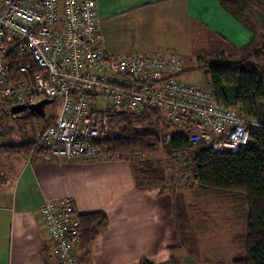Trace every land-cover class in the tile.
Masks as SVG:
<instances>
[{
	"label": "built area",
	"instance_id": "1",
	"mask_svg": "<svg viewBox=\"0 0 264 264\" xmlns=\"http://www.w3.org/2000/svg\"><path fill=\"white\" fill-rule=\"evenodd\" d=\"M102 41L93 0H0V102L11 110L41 100L56 104L53 123L36 134L45 152L41 158L108 157L104 144L124 125L117 115L148 116L142 125L183 130L192 145L203 144L216 155L250 144L249 126L255 124L217 106L209 91L180 83L179 60L116 58ZM14 55L23 64L15 65ZM172 138L164 133L166 143ZM39 214L58 263L78 264L80 211L73 200H47Z\"/></svg>",
	"mask_w": 264,
	"mask_h": 264
},
{
	"label": "crops",
	"instance_id": "2",
	"mask_svg": "<svg viewBox=\"0 0 264 264\" xmlns=\"http://www.w3.org/2000/svg\"><path fill=\"white\" fill-rule=\"evenodd\" d=\"M93 1L103 37L102 45L116 58L119 57L114 53H120L125 58L154 56L152 49L148 48L149 32L152 34V25L166 24L167 21L182 23L187 33L193 28H201L210 40L216 39L226 46L221 54H247L253 43L254 32L248 20L251 12L245 1ZM130 29L136 31L138 42L126 46L125 38ZM0 162V169L3 166L0 170L3 181L0 189V264H59L39 209L47 200L65 197L73 200L80 213L102 211L108 220L107 226L98 232L89 247L88 255L84 254L79 244L75 246L78 264H140L142 259L150 261L146 255L142 256L139 245L135 244V241L141 240L139 237L135 239L141 229V237L149 241L152 238V206L149 200L147 204L144 198L135 200L145 204L143 208L138 207L139 210L144 211L147 206L148 211L147 219L134 220L136 224L133 230V221L126 217V207H130L131 201L122 202L124 196L119 197L114 192L111 195L83 194L71 188V176L63 172L69 168L66 162L70 161L39 156L30 160L17 158ZM144 177L148 181L143 179L146 184L142 182L139 186L152 185V177L146 172ZM146 249L150 251L152 246L148 245ZM134 250L137 252L134 253Z\"/></svg>",
	"mask_w": 264,
	"mask_h": 264
},
{
	"label": "rangeland",
	"instance_id": "3",
	"mask_svg": "<svg viewBox=\"0 0 264 264\" xmlns=\"http://www.w3.org/2000/svg\"><path fill=\"white\" fill-rule=\"evenodd\" d=\"M243 1L251 12L248 18L254 32L253 43L249 48L251 51L264 43V0ZM199 29L193 28L187 33L182 23L174 21L152 25V34L149 32L148 35V48L152 49L156 57L180 61L182 68L178 77L180 83L208 91L209 76L203 68L207 63L219 60L220 52L225 50L226 46L219 44L216 39L210 40L208 35ZM135 42H138L137 33L130 29L125 44L132 46ZM114 55L124 56L120 53ZM233 60L227 59V62ZM55 108V103L46 105L45 118L49 117ZM4 110L9 113L11 105L6 104ZM0 121L4 127L10 126L15 129V139L19 141L22 134L28 138L35 136V133H32L33 125L14 124L12 117L6 113H0ZM40 124L41 122L36 123L37 128L41 127ZM19 130L22 134L18 133ZM169 131L180 132L174 127H170ZM161 153L162 151L158 150L152 158L155 161L151 163L159 165L165 179H172V183L152 181V185L139 186L144 183L143 179L148 181V178L144 177L145 172L139 174L145 166L142 164L141 156L133 158L108 156L84 159V162L70 161L66 162L69 163L67 165L69 168L63 172L71 176L69 186L83 194L111 195L110 193L114 192L119 197L124 196L122 202L131 201L130 207H126V217L133 221V230L136 224L134 220L147 219L148 211L147 206L144 211L139 210L138 207L143 208L145 204L137 203L135 200L144 198L146 204L148 200L150 201L152 238L149 241L141 237V229L135 235L136 240L137 237L141 240L135 241V244L139 245V252L143 254L142 256L146 255L151 264H230L235 257L243 254L240 236L245 232L246 220L242 216L241 207L216 196H204L195 188L197 186H194L195 190L178 189V183L184 180L186 182L187 177L189 183L191 182L187 154L171 159L167 154ZM12 160L0 158V161ZM123 224L127 223L124 221ZM148 245L152 246L150 251L146 249ZM136 252L134 250V253Z\"/></svg>",
	"mask_w": 264,
	"mask_h": 264
},
{
	"label": "trees",
	"instance_id": "4",
	"mask_svg": "<svg viewBox=\"0 0 264 264\" xmlns=\"http://www.w3.org/2000/svg\"><path fill=\"white\" fill-rule=\"evenodd\" d=\"M243 1V0H242ZM251 48V46H250ZM221 54L219 60L207 63L203 70L209 76V92L214 103L223 109L235 110L249 126L250 144L243 146L237 153L224 152L216 155L203 144L192 145L186 138L185 131L170 132L168 126L158 128L156 122H147L148 116L132 118L117 115L115 118L124 122L119 136L105 142L109 156L122 157L137 154L143 157L145 166L142 172L152 177L153 182L172 183L166 180L159 165L151 161L158 150L161 154L182 157L187 154L190 170V183L178 186L181 190H193L197 186L202 195H212L241 207L246 220L245 232L241 237L243 254L235 257L230 264H264V43L244 55ZM244 56L240 59V57ZM22 56L14 55L12 62L23 64ZM227 59L233 60L227 62ZM240 59V60H239ZM5 102H0V113L10 115L14 124H31L35 136L15 139V129L4 127L0 121V157L9 159L32 158L45 154L42 145L37 146L36 134L43 133L53 123L56 112L41 118L28 109L11 114L4 110ZM40 124L37 128L36 123ZM172 128V127H171ZM178 130V129H177ZM164 133L173 135L172 141H164ZM202 146V147H201ZM158 158V157H157ZM160 160V159H159ZM157 160V161H159ZM3 185L0 177V189ZM195 190V189H194ZM80 221V244L84 254L95 240L98 232L107 226V216L102 211L83 212ZM140 264H151L142 259Z\"/></svg>",
	"mask_w": 264,
	"mask_h": 264
},
{
	"label": "water",
	"instance_id": "5",
	"mask_svg": "<svg viewBox=\"0 0 264 264\" xmlns=\"http://www.w3.org/2000/svg\"><path fill=\"white\" fill-rule=\"evenodd\" d=\"M50 103H51L50 100H41L37 104L30 106L28 108V111H30V113H35L39 117L43 118L44 117V106H46ZM21 111H22V109L20 107L12 108L11 114H16V113H19Z\"/></svg>",
	"mask_w": 264,
	"mask_h": 264
},
{
	"label": "bare ground",
	"instance_id": "6",
	"mask_svg": "<svg viewBox=\"0 0 264 264\" xmlns=\"http://www.w3.org/2000/svg\"><path fill=\"white\" fill-rule=\"evenodd\" d=\"M202 147V146H201Z\"/></svg>",
	"mask_w": 264,
	"mask_h": 264
}]
</instances>
